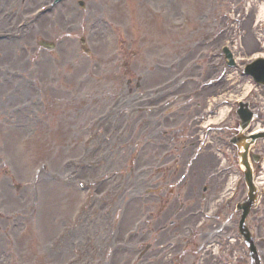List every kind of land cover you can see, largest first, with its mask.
Segmentation results:
<instances>
[{
    "label": "rangeland",
    "instance_id": "374dc122",
    "mask_svg": "<svg viewBox=\"0 0 264 264\" xmlns=\"http://www.w3.org/2000/svg\"><path fill=\"white\" fill-rule=\"evenodd\" d=\"M49 1L0 0L1 22L8 28H11L12 25V32L8 30L10 33L15 34L14 30L16 29L22 32V38L16 33L18 38L3 43V49L8 51L7 56L2 57V44H0V120L6 121L7 119V124L3 123L1 126L4 132L0 131V153L8 168V170H3L5 177L0 178V210H2L0 227L2 232L6 230L7 234L15 240L12 246L7 244L6 237H0V250L7 248L13 250V247L22 249L23 247L27 250V256L30 255V252L34 253L36 264H65L75 256L76 252L82 251V245L77 241L74 243V247L73 244L69 247V245L65 246L67 241L62 245V241L53 242V240L55 235L64 231V225L75 221L74 215L79 212V202L83 198V194L78 192V181H87V178L92 181L100 174L102 178L105 177L103 179L105 181L104 190L101 189L100 192L107 193L102 195V192H98L100 206L91 205L84 212L90 215L87 224L84 225L89 229L88 232L84 231L85 235H93L95 229L91 219L102 216L103 204H107L106 208L110 209L111 216L117 209V215H119L125 195L127 198L137 193L144 195L141 191L143 184H140L142 180L140 178L142 177V167L146 164L147 158L145 153L141 157L138 149L134 148L135 141L132 142V154L137 155L136 164L130 162V150L125 153L122 151L110 152L111 145L103 137L97 141L101 149L100 153L99 150L84 152L79 147L83 137V128L90 120L89 118L103 112L105 108L117 107V102L118 108H126L142 97V92L139 90L131 95L125 89L126 78L121 72L123 61H114L110 33L104 28L97 34L96 29L88 28L90 23L96 21L95 14L99 10H104L114 19L125 21L124 6L118 7L115 4L112 6L111 0H102L101 2L88 0L87 12L83 13V10L76 5V0H67L52 14L42 15L36 22H33L35 19H31L26 25H21L28 15H32L36 9L47 5ZM155 1L158 6H162L161 0ZM251 1L253 0H218V7L220 3L224 5L222 8L219 7V10L213 15L228 11L236 16L239 10L235 7L250 6ZM207 3V0L179 1L181 16L185 15V18H188L187 20L191 23V26H188L187 21L185 31L181 35L182 39L187 40L182 44V47L186 46L188 41L193 38L204 37L207 27L211 28L208 34H213V38L216 35L215 31L220 25L214 23L210 16H204L206 12H209ZM149 8H151L150 5ZM150 11L149 9L146 11L147 18L144 13H137L138 23L143 21L142 23L148 25L154 33L159 34L160 28L163 27L162 20L156 18ZM246 18L243 27L245 29L243 40L240 44L238 43L240 50L237 49L241 57L264 52V39L259 35V30L252 28L257 19L256 10L249 12V17ZM204 21L207 22L206 28H204ZM170 24H172V20H170ZM233 30L232 28L228 31L229 39L221 40V42H229L238 48L234 38L241 35V32L237 31L238 35L234 36ZM138 32L139 30L134 31L136 36L139 35ZM83 33L87 34L91 41L90 46L94 51L92 59L83 56L80 47H78V38ZM253 33L257 35L258 41L256 42L251 38ZM245 35L248 37V41H245ZM40 38L60 40L56 52L52 54L41 51L37 46L41 53L40 58H43L42 53L48 55V58H44L46 59L45 63L41 62V66L48 65L45 71L42 70V67L36 68L34 64L31 66L29 64L30 44L33 46L34 40ZM217 38L220 39L219 36H216L212 39L213 42ZM244 45L250 47L245 48ZM135 47L138 48V46ZM241 50L242 53L239 52ZM141 63V61H136L135 65L141 66ZM45 72H49L48 78ZM20 73L30 74L34 79L39 77V80L43 82L44 96L42 95L41 103L36 97L33 101H38V104H32L31 100L34 96L32 83L29 85V93L25 95L22 93L24 89L21 92V89L11 86ZM238 79L240 78L229 80L227 84L231 85L232 81L236 83ZM7 81L11 84H7ZM243 82L245 85L246 81L243 80ZM39 85L38 82L35 88H38ZM44 108L49 111L45 115L46 121L43 116L41 121L37 122L40 125L36 134L33 135L31 131L37 124L34 121L35 112L44 115ZM21 110H23L22 113ZM108 112L120 117L116 110ZM108 112L106 110V113ZM49 121H51L53 129H49ZM110 124L114 125L116 121L113 120ZM120 143L121 141L117 139L116 145ZM79 157L82 166L76 168L71 160L79 159ZM98 158L103 161L102 169L99 172L96 167L87 165L94 163ZM45 162H47V168L44 166ZM113 163L118 172H107ZM36 169H40V172H37ZM72 170H76L75 174L70 172ZM33 182L37 184V192L32 189ZM19 184L20 188H18ZM5 190L9 192L6 197L3 196ZM108 194L116 198L115 204L107 199ZM54 204L55 206H53ZM146 207L147 205L142 200L134 201L132 205H128L121 229L128 230L132 227L135 231L139 230V228H135V221L138 222L142 218ZM263 212L264 209H262ZM72 215L71 220L70 216ZM112 220L113 218L110 219V221ZM101 222L102 220L99 221V229L107 230L108 222L106 221L104 227ZM257 222L259 226L254 229V233L260 245L259 236L262 235L264 238V217H258ZM80 224L81 222H75L70 230L77 231ZM230 226L235 230L234 223ZM78 232L80 240L84 232L83 230ZM237 239L238 241L235 243L245 256H243L244 264H247L246 250L243 248L241 240ZM61 245L60 249L54 248ZM49 246H54L52 251ZM126 246L128 243L123 241L122 244L113 245L112 252L111 248L108 250L104 246H101L100 250L85 252V264H106V262L126 264L135 257V252L131 253ZM131 251H135L134 244H132ZM111 253L113 254L112 258H110ZM261 255L264 261V253Z\"/></svg>",
    "mask_w": 264,
    "mask_h": 264
},
{
    "label": "bare ground",
    "instance_id": "6f19581e",
    "mask_svg": "<svg viewBox=\"0 0 264 264\" xmlns=\"http://www.w3.org/2000/svg\"><path fill=\"white\" fill-rule=\"evenodd\" d=\"M264 16V3L260 6L259 17Z\"/></svg>",
    "mask_w": 264,
    "mask_h": 264
}]
</instances>
